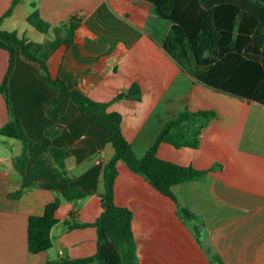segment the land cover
I'll list each match as a JSON object with an SVG mask.
<instances>
[{"label": "crops", "instance_id": "crops-1", "mask_svg": "<svg viewBox=\"0 0 264 264\" xmlns=\"http://www.w3.org/2000/svg\"><path fill=\"white\" fill-rule=\"evenodd\" d=\"M11 2L0 0V17ZM33 4L51 23L47 32L29 23ZM72 15L81 17V24L67 47L65 23ZM0 27L27 37L51 75L96 101H110L108 109L122 114L123 134L137 156L150 148L180 108L215 111L198 147L159 145L162 158L210 168L199 179L173 186L177 202L124 161L117 162L114 200L132 212L137 264H212L214 256L224 264H264V105L216 90L183 71L163 47L171 22L152 3L20 0ZM8 61L9 52L0 47V83ZM41 73L40 65L18 50L8 80L11 110L0 92V127L12 114L28 136V158L19 172L16 159L23 142L0 134V264H46L97 250V230L91 223L102 211V172L114 149L103 128L72 99L52 102L60 92ZM133 82L140 85L139 100H113ZM52 148L64 151L65 167L73 176L70 185L89 195L62 200L55 213L59 222L51 230L52 246L33 253L28 219L42 214L62 189ZM19 190L20 196H10ZM179 207L188 209L192 219L185 221ZM67 221L85 225L69 227Z\"/></svg>", "mask_w": 264, "mask_h": 264}, {"label": "trees", "instance_id": "trees-1", "mask_svg": "<svg viewBox=\"0 0 264 264\" xmlns=\"http://www.w3.org/2000/svg\"><path fill=\"white\" fill-rule=\"evenodd\" d=\"M19 1L12 0L0 21L12 13ZM146 1L153 4L161 18L171 22L163 47L183 71L216 90L264 105V0ZM28 21L41 32H47L51 27V23L41 16L35 4L29 12ZM80 24L81 17L77 15H72L65 23L67 31L64 42L67 47L73 43ZM0 47L9 52L7 70L0 83V92L3 93L9 110L8 80L19 50L25 58L40 65L42 78L60 92V96L55 97L52 102L57 103L61 97L72 99L81 111L103 128L108 135L107 142L114 149L102 172V211L91 223L97 230L96 253L80 258L63 257L47 261L46 264H87L93 260L98 264H137L132 212L127 207L117 205L114 200L117 162L124 161L131 171L145 177L162 194L177 202L173 186L199 179L210 168L198 169L162 158L157 153L159 145L165 142L178 148L198 147L200 135L216 115L215 111L180 108L176 117L164 125L150 148L143 155L137 156L123 134L122 114L108 109L110 101H96L75 84L67 83L59 75H51L46 61L33 49V43L27 37L20 36L16 30H4L0 27ZM121 97L139 100L140 85L133 82L125 92L114 96L113 100ZM0 134L23 142L22 152L16 159L19 172H23L28 158V136L20 119L11 114L9 121L0 127ZM51 153L62 189L60 195L45 206L42 214L31 215L28 219V248L33 253L52 246L51 230L59 222L55 213L62 200L89 195V192L70 185L73 176L65 167L63 149L52 148ZM22 192L23 190H19L10 196L18 197ZM179 211L185 221L192 219L193 214L188 209L179 207ZM67 223L69 227L85 225L71 221ZM212 264L224 263L220 257L214 256Z\"/></svg>", "mask_w": 264, "mask_h": 264}]
</instances>
